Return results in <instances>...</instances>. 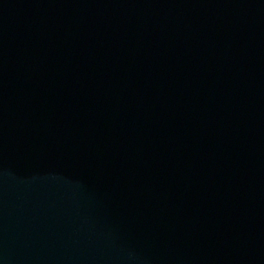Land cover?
Returning <instances> with one entry per match:
<instances>
[{"label":"water","instance_id":"obj_1","mask_svg":"<svg viewBox=\"0 0 264 264\" xmlns=\"http://www.w3.org/2000/svg\"><path fill=\"white\" fill-rule=\"evenodd\" d=\"M0 264H264V0H0Z\"/></svg>","mask_w":264,"mask_h":264}]
</instances>
